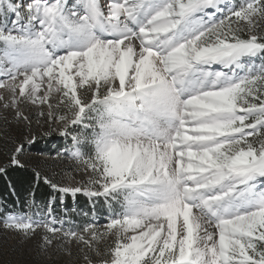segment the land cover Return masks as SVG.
I'll use <instances>...</instances> for the list:
<instances>
[{"label": "snow or ice", "instance_id": "snow-or-ice-1", "mask_svg": "<svg viewBox=\"0 0 264 264\" xmlns=\"http://www.w3.org/2000/svg\"><path fill=\"white\" fill-rule=\"evenodd\" d=\"M0 17V109L28 143L33 118L70 138L87 185L53 189L119 205L102 230L6 229L82 264H264V0H0Z\"/></svg>", "mask_w": 264, "mask_h": 264}, {"label": "built area", "instance_id": "built-area-1", "mask_svg": "<svg viewBox=\"0 0 264 264\" xmlns=\"http://www.w3.org/2000/svg\"><path fill=\"white\" fill-rule=\"evenodd\" d=\"M102 1L104 3V0ZM0 79H3V77H0ZM4 113L6 112L4 111ZM4 117H7V115H2L0 112V127L1 125L3 126L0 130V155L2 156L3 161L0 168H3L4 171L6 168L10 167L31 169L35 173V178L47 186L51 194L48 198H41L34 192H31L23 198H19L14 192H12L11 200H2V206L0 209V229L11 232L12 234H18L13 230L6 229L4 227V221L10 214L26 213L35 220L52 222L56 227H61L64 230L79 231L80 228L89 223H95L96 226L102 230L112 218L113 210L116 209L115 205L110 208L104 202L103 197L88 198L86 195L77 196L78 194L73 196L71 193H60L57 189L51 187L52 184L57 185V188L74 187L67 186L59 181L62 172L55 167V164L59 163L67 165L76 164L70 153L72 147L70 138L61 137L53 130V133L50 131L51 134L45 135L44 133L46 131L44 132V127L41 126L39 131H32L33 133H31L32 136L35 137L34 142L28 143L27 139H25L28 130L22 127L11 128L8 124L9 121H6ZM6 135L9 137L4 140ZM13 141H23L25 144L24 151L17 157L20 161L19 165L10 164L11 149L15 146ZM39 142L46 145L45 147H43V145L40 151L34 149ZM33 157H37L40 159L39 162L43 163L31 166L32 163H30V160L28 161V159ZM45 160H50L51 163L47 165L44 163ZM4 171L0 172V174L4 173ZM45 180H47L48 183H46ZM70 200L71 202H69ZM118 209L119 208L117 207V210ZM43 233V228L38 229L34 238L41 242V236Z\"/></svg>", "mask_w": 264, "mask_h": 264}, {"label": "rangeland", "instance_id": "rangeland-1", "mask_svg": "<svg viewBox=\"0 0 264 264\" xmlns=\"http://www.w3.org/2000/svg\"><path fill=\"white\" fill-rule=\"evenodd\" d=\"M236 2L237 0H226L225 4L236 3ZM0 19H2V17H0ZM262 31H264V29H262ZM25 111L31 113L32 112L31 106L26 107ZM0 112L2 115L5 114L7 115V120L9 121V123L8 122L6 123H8L9 126H11V128L21 127L19 125H16L15 123H10L12 121L11 112L4 113L3 109H1ZM41 126L44 127V132L52 131V129H50L47 124H43V123L40 125L36 124L35 118H33V124H32L33 130L31 129V133H33L34 131H39ZM2 128L3 126L1 125L0 130ZM8 137L9 136L6 135L4 137V140L7 139ZM42 146L45 147L46 145L43 143ZM39 160L40 159H38L37 157L28 159V161L32 163L31 166L33 165L36 166V164L40 165L41 163H43V162H39ZM2 162H3L2 156L0 155V166L2 165L1 164ZM44 163L48 165L51 162L50 160L48 161L45 160ZM55 167L58 168V170H61L62 175L59 181L64 183L65 185L74 186V187L87 185L88 176L84 172L78 169L77 164L67 165L64 163H59V164H55ZM79 195L84 196L83 193H78L77 196ZM69 202H71V200ZM114 205L116 209L117 207L119 208V205L113 204V206ZM1 206H2V200H0V209ZM111 244H112L111 238H105V240H103L99 246L101 250H104L107 247H109ZM70 247H72V251H73V255L71 257L67 256L62 252L53 255V251H54L53 249H49L48 252L45 253L40 250L41 248L40 240L33 238L31 240L24 241L22 240L19 234H12L11 232H7L0 229V264H82V259L79 253L77 252L75 246L70 245ZM99 260L100 257H96L95 255H93L94 264H99Z\"/></svg>", "mask_w": 264, "mask_h": 264}, {"label": "trees", "instance_id": "trees-1", "mask_svg": "<svg viewBox=\"0 0 264 264\" xmlns=\"http://www.w3.org/2000/svg\"><path fill=\"white\" fill-rule=\"evenodd\" d=\"M34 149L40 151L42 144L37 143ZM12 192L20 198L31 192L41 198H48L51 194L49 188L35 178L31 169L10 167L0 174V200H10Z\"/></svg>", "mask_w": 264, "mask_h": 264}, {"label": "bare ground", "instance_id": "bare-ground-1", "mask_svg": "<svg viewBox=\"0 0 264 264\" xmlns=\"http://www.w3.org/2000/svg\"><path fill=\"white\" fill-rule=\"evenodd\" d=\"M226 0H223V2L225 3ZM103 3V1H101Z\"/></svg>", "mask_w": 264, "mask_h": 264}]
</instances>
